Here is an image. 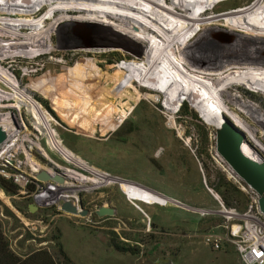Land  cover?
<instances>
[{"label": "rangeland", "instance_id": "374dc122", "mask_svg": "<svg viewBox=\"0 0 264 264\" xmlns=\"http://www.w3.org/2000/svg\"><path fill=\"white\" fill-rule=\"evenodd\" d=\"M247 8L249 16H242ZM100 14L142 29L157 52L166 48L172 60L190 69V58L216 64V69L232 65L234 60L221 58L228 51L218 44L231 46L233 58L264 59L257 51L264 38L251 35L264 33V0H0V26L21 34L47 30L52 42L48 52L38 55L0 54V118L8 116L18 130L17 157L36 179L50 169L52 175L67 174L63 170L83 175L75 181L66 176L38 179L24 191L0 176V229L10 249L26 256L39 249L56 253L61 244L76 264H155L160 259L172 264H242L231 247L212 250L203 242V233L221 218L196 209H217L213 193L239 210L249 200L242 189L245 181L229 175V166L217 155L219 113L241 130L233 114L259 130L250 138L243 131V150L252 158L264 157V126L236 105L228 107L230 113L219 104L203 108L198 91L187 92L176 77L166 76L167 67L161 69L140 51L149 50V44L96 21ZM214 22L226 26L204 25ZM207 30L228 36L221 41L206 37L218 44L204 42ZM80 40L86 43L74 47ZM138 69H148L147 78ZM259 78L264 80V72ZM64 86L68 90L61 91ZM229 90L264 112V87L238 82ZM59 92L71 101L65 109H54L46 98L49 93L65 102ZM25 151L40 166L38 172H31ZM130 183L144 191L133 190ZM71 195L89 209L87 215L61 209L64 201L73 200L63 196ZM163 196L170 199L166 204ZM100 206L115 213L98 216ZM110 238L136 253L116 251Z\"/></svg>", "mask_w": 264, "mask_h": 264}, {"label": "bare ground", "instance_id": "6f19581e", "mask_svg": "<svg viewBox=\"0 0 264 264\" xmlns=\"http://www.w3.org/2000/svg\"><path fill=\"white\" fill-rule=\"evenodd\" d=\"M180 3H182V2H180ZM85 17H88V16L85 15ZM89 17H88V19H89ZM93 17L94 16H91V18H93ZM97 17H99V18L96 21H101V22H106L108 24H112V25L116 26L117 29H119L120 31L131 35L133 38H136L137 40H139L141 42L146 43V45L149 44L150 45L149 50L146 48H145V50H144V48H141L140 51L143 54L146 52L145 55L153 57L155 60H157L159 62V67L161 69H163V67H167L168 69L165 70L166 76L171 78V80L173 77L174 78L176 77L177 81L180 83V85L187 92L193 93L194 91L195 92L198 91L200 96H199V98L198 97L197 98H198V101H201V105L203 106V108L207 109L208 107H213L214 105L219 104L225 110H228L229 109L228 107H231V105H236L237 108H239V110L241 112L245 113L252 120H254L257 123L264 126V112L259 111L256 106H254L250 103H247L246 101L241 99L239 96L232 95L231 91L229 90L231 85L233 86L235 83H238V82H244V83L248 82V83H253L257 87H264V80L259 78V76L264 72V59H262L258 56L255 58H253V57H251V58L250 57L249 58L248 57L247 58H245V57L233 58V57H231V53H232L231 52V49H232L231 46H229V45L225 46L222 44L220 45V44L216 43L214 40L207 41V39H206V37L208 36V37L213 38V39L217 38L218 40L221 41V39L224 36L225 37L228 36L227 34H222V32H219L218 30H207L206 33L203 34L202 39L204 40V42H214V43L218 44L220 49H221V46L224 49H226L228 52L224 51V53H222V55H221V58L225 57L226 59H224V60H226V61L234 60L231 63L232 65H230L229 67L216 69V67H218L216 64L203 63V62H200L198 60L190 58V61H188V62L190 64H192L190 66L194 68V69H190L189 67H185L184 65H181L180 63L172 60L170 58V54H168V51L165 50L166 48L161 49V50L159 49V51H161V52H157L158 49L156 50V47L154 45L155 43L152 44L153 42L150 39H148L149 38L148 36L146 37L144 35L145 33L143 31H141L142 29L140 30L136 27L124 24L125 22L122 23V21H120L118 19L112 20L110 18V16H106L103 14H100ZM95 18H96V15H95ZM132 23L134 24V22H132ZM204 25L205 26H209V25L210 26H213V25L226 26V24L223 22H214L211 24H204ZM9 34L11 37L9 36ZM251 35H255L257 37L264 38V33H260V32H254ZM0 36L1 37H8L9 36L8 39H4L2 41L0 40V50H2V51H0L1 55L7 54V53L9 55L14 54V53L15 54L18 53V55H20V56H24L27 54L38 55V54L46 53L45 52L46 50L48 52L49 45H50V47L52 45L51 33H49L47 30L21 34V31L9 30L6 27L0 26ZM240 38L242 40H245V38H243L241 36H240ZM47 40L49 41L50 44H48ZM77 43L78 42H76L74 44V47H76V46L78 47L80 45H83L86 43V41L80 40L79 43L78 44ZM242 43H244V41H242ZM256 43H258V42H256ZM258 44H259V46H261V49L259 48L257 51L262 56V55H264V44L263 43H258ZM161 48H163V47H161ZM80 49H83V51H85V52H98L100 50V49L92 50V49H88V48H80ZM174 52L176 55H178L180 53V48L179 47L175 48ZM1 59L2 58L0 57V60ZM258 60L261 62H258ZM241 61H243V62H241ZM197 65H202L203 67H206V69L197 67ZM0 67L2 68L1 61H0ZM2 72L4 73L5 76H7V77L10 76L6 70H4V71L2 70ZM174 72H177L175 76L172 75ZM194 72H197L198 74H196ZM21 91L22 90H20L19 93H22ZM3 93L4 92H2L0 90V99L4 97ZM18 95H20V94L14 93L12 96L16 97ZM147 97L148 98H154V96H152L150 94H148ZM224 112L230 113L229 110L224 111ZM233 115L235 116L234 118H237L236 121H237L238 125H240L242 127L243 130H241L227 115L219 113V119H217V122L215 123L216 133L220 129H222L220 124H221L223 118H227V119L229 118V120L244 135V138L241 141L242 152L246 156H248L249 158L256 160L259 163L264 162V157L252 158L251 156L246 154L243 150V144H245L247 142L246 135L249 138H250V136L253 137L254 135H256V132L259 130H257L256 127L249 124L246 119L238 118L237 114L236 115L233 114ZM7 117L2 116L0 118V126L2 128H4V130L7 132V134H9V139L7 140V142L9 140L10 141L12 140L11 137H15L13 139V141H16L18 139V135H17L18 130L15 131L13 125L11 124L10 120L7 119ZM243 131H245L246 135ZM262 135L264 136V132ZM257 141H258V139H257ZM29 142L33 146H35L38 150H40L41 147L39 146L38 142L33 141L32 139H30ZM258 144L260 145L262 143H258ZM250 149H253L252 146L250 147ZM24 153L27 156V159L31 162V166H32L31 172L32 173L38 172L40 169V166L37 163L31 161V154L30 153H27L26 151ZM217 155L219 156V159L221 160V162L227 163V165L229 166V169L226 168L225 171L228 172V174L231 175L237 181L242 180V178H240L238 176V174L229 165V163L223 159V157L218 153V151H217ZM52 165L54 167H58L56 164L52 163ZM50 170H46V171L50 175H52V172ZM63 171H65L67 173V174H64L61 171V174L63 175V177L66 176L68 179H70L72 181L82 180L83 175H81V174H76V172L75 173H69V170L68 171L63 170ZM128 185L133 190H137V192L138 191H144L143 189L136 186L137 184L134 185V184L130 183ZM213 196H214V198H217V195L214 193H213ZM68 197H72L74 201L76 200L75 196H72V195L71 196H63L64 199H66Z\"/></svg>", "mask_w": 264, "mask_h": 264}, {"label": "built area", "instance_id": "2783aa9c", "mask_svg": "<svg viewBox=\"0 0 264 264\" xmlns=\"http://www.w3.org/2000/svg\"><path fill=\"white\" fill-rule=\"evenodd\" d=\"M6 135V140L0 143V176L13 181L24 191L28 182L36 183L38 179L33 175H27L25 167H22V159L17 157L18 151L15 148L17 140L13 141L14 137L7 142L9 134L6 132ZM244 184L242 189L249 200L243 210L235 206H226L216 193L215 199L219 204L217 209H196L202 214L211 212L221 218L218 224L203 233V242L212 250L231 247L242 264H264V213L259 207L260 194L246 182ZM169 200L164 197V204Z\"/></svg>", "mask_w": 264, "mask_h": 264}, {"label": "water", "instance_id": "95a60500", "mask_svg": "<svg viewBox=\"0 0 264 264\" xmlns=\"http://www.w3.org/2000/svg\"><path fill=\"white\" fill-rule=\"evenodd\" d=\"M221 128L217 132L216 149L223 159L229 163L243 181L249 184L260 194L258 199L259 207L264 213V162L259 163L246 156L241 149L243 133L227 118H223ZM6 132L0 126V143L6 140ZM39 180L49 179L62 180V175H50L46 170L40 171L37 176ZM61 209L73 214L85 216L89 213L88 208L77 205L74 200L68 199L61 204ZM98 216L113 215L115 209L112 207L100 206L96 209ZM169 259H160L158 264H169Z\"/></svg>", "mask_w": 264, "mask_h": 264}, {"label": "trees", "instance_id": "16d2710c", "mask_svg": "<svg viewBox=\"0 0 264 264\" xmlns=\"http://www.w3.org/2000/svg\"><path fill=\"white\" fill-rule=\"evenodd\" d=\"M250 12L248 11V8L245 10V13H243L242 16L248 15L249 16ZM29 16V15H28ZM247 17V16H246ZM243 24H246L245 21H242ZM250 26L254 28H260L259 26H256V24L252 23ZM262 30H264V26L261 27ZM138 69L137 73H143V79L147 78V73L148 69ZM141 73V74H142ZM156 79V77H155ZM61 82L63 84L66 83V79L60 78ZM69 81V80H68ZM156 83L158 82L157 80L155 81ZM45 87V85L43 84ZM65 87V86H64ZM46 90V93L48 92L47 88H44ZM63 90L61 91H66L67 87L62 88ZM68 90V89H67ZM59 97H62L63 101L67 99L68 97H64L58 93ZM50 97L51 100V105L54 109H56V106H59L61 108H66L67 106L70 105V102L67 100L65 102L60 103L58 96L54 95H47L46 98ZM177 99V97H175ZM178 98H185L182 95L179 96ZM69 99V98H68ZM60 104V105H59ZM110 246H112L116 251L126 253H136L135 249L131 247H125L123 245H120L118 242H116L113 238H110L109 242ZM0 264H76L69 256L68 254L63 250L62 245L58 244L57 245V252L56 253H51L46 249H39L36 250L26 256H19L15 254L9 247V244L3 235L1 229H0Z\"/></svg>", "mask_w": 264, "mask_h": 264}, {"label": "crops", "instance_id": "0c3cea01", "mask_svg": "<svg viewBox=\"0 0 264 264\" xmlns=\"http://www.w3.org/2000/svg\"><path fill=\"white\" fill-rule=\"evenodd\" d=\"M107 243H108V239H107ZM72 259V258H71ZM75 263H77L74 259H72ZM159 261V260H158ZM158 261L154 262L155 264H158ZM169 264H172V261L170 260V263Z\"/></svg>", "mask_w": 264, "mask_h": 264}]
</instances>
